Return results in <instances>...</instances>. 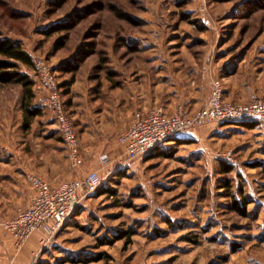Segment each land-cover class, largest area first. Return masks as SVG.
<instances>
[{"label": "rangeland", "instance_id": "rangeland-1", "mask_svg": "<svg viewBox=\"0 0 264 264\" xmlns=\"http://www.w3.org/2000/svg\"><path fill=\"white\" fill-rule=\"evenodd\" d=\"M0 34L55 71L79 139L88 124L101 120L113 126L127 85L134 102H141L147 59L197 62L221 52L223 63L243 54L246 63L257 61V98L223 101H264V0H0ZM73 63L74 72L63 71ZM20 71L34 81L31 105L41 116L25 127L21 86L0 85V144L13 150L21 142L30 153L32 140L51 136L59 166L53 179L64 185L68 175L69 183L84 165L73 168L67 161L33 66ZM209 74L195 83L198 110L215 80L208 82ZM188 132L192 140L131 163L124 161L116 138L84 137L91 148L85 156L80 150L82 160L97 164L102 193L80 203L34 263L264 264V125L212 123ZM221 152H231L230 173H221L223 162L216 159ZM243 199L245 215L232 204ZM120 232H130L129 243L115 239ZM0 234L8 236L1 228Z\"/></svg>", "mask_w": 264, "mask_h": 264}, {"label": "crops", "instance_id": "crops-1", "mask_svg": "<svg viewBox=\"0 0 264 264\" xmlns=\"http://www.w3.org/2000/svg\"><path fill=\"white\" fill-rule=\"evenodd\" d=\"M191 45L187 44L186 46ZM171 47L175 48L174 46ZM219 55L220 57H218ZM222 57L223 53L217 52L214 55H203V58L197 62L187 58L173 60L170 58L147 59L145 61L147 69L140 76L144 84L141 102H134L133 88L127 85V99L124 105L117 106V113L114 114L111 120L113 126L107 128L103 124L105 122L99 120L88 124L83 135L81 133V138H78V141L82 154L85 156L88 149L91 148L89 147L91 141L90 144L86 143L89 140L86 141L87 139L84 137L88 138L89 136V139L92 137L102 142L114 140L115 138L117 140L118 136L127 128L130 117L136 112L147 115L160 107L164 114L171 115L177 106H181L185 114L197 111L198 108L196 107L200 103L196 100L195 94L198 91L195 83L199 79V75H205L207 71L210 73L208 82L213 79L222 80L223 99L225 101L235 103L257 98L254 87L257 83L258 70L255 68L257 61L246 63L244 61L245 55L242 54L239 57L228 58L222 63V59H220ZM241 74L242 78L240 80H229ZM218 77H221V79ZM208 97V95L205 97L200 108L204 107ZM106 123L108 122L106 121ZM50 137L46 135L32 140L33 147H31L30 153L22 148L21 142H17L18 144L14 145L13 150L0 144V221L12 219L18 209H24L30 204L34 190L27 180L28 175H34L52 186H61L59 181L55 183L53 179L55 169L58 171L59 168L57 163L55 164L56 158L54 155L58 148L54 149ZM192 139L190 132H184L164 142L148 157L156 156L169 147ZM116 146L120 147L118 144ZM121 149L120 147L119 151ZM122 156L124 159L123 150ZM83 165L78 177L93 172L97 168V164L88 163L86 165L85 160H83ZM68 177L67 175L64 184L69 180ZM41 239V234L31 235L21 250L17 252L14 250L12 239L9 236L4 237L0 234V264H9L10 261L13 264H35L34 258L40 253ZM41 256L45 257L46 253Z\"/></svg>", "mask_w": 264, "mask_h": 264}, {"label": "built area", "instance_id": "built-area-1", "mask_svg": "<svg viewBox=\"0 0 264 264\" xmlns=\"http://www.w3.org/2000/svg\"><path fill=\"white\" fill-rule=\"evenodd\" d=\"M33 71L46 96L68 161L73 168H79L83 160L78 136L61 99L55 72L40 59L33 62ZM222 96V83L214 80L205 106L191 114H185L181 106H177L171 115L164 114L160 107L147 115L134 113L127 128L117 138V143L123 150L124 161L131 163L144 159L164 142L201 125L252 122L264 125V101L231 104L224 102ZM216 159L229 164L232 162L231 152L217 153ZM99 160L104 162L106 157L101 156ZM27 180L34 190L30 204L24 209H18L12 219L0 222V228L12 239L17 252L36 233L42 235L40 252L51 245L68 219L76 213L80 203L95 194L102 184L101 177L95 171L56 187L34 175H28Z\"/></svg>", "mask_w": 264, "mask_h": 264}, {"label": "trees", "instance_id": "trees-1", "mask_svg": "<svg viewBox=\"0 0 264 264\" xmlns=\"http://www.w3.org/2000/svg\"><path fill=\"white\" fill-rule=\"evenodd\" d=\"M116 15L119 19H123L129 22L131 21L127 16L122 15L120 13H117ZM182 18L186 19L185 16H183ZM190 23H194V22H190ZM32 66H33L32 58L20 47V45L8 39L1 38V34H0V85L21 86L24 94L22 112H23V118L25 120V124H24L25 127L29 126L30 120L41 116V109L38 108L37 106L31 105V101L33 99L32 88L34 87V81L31 80L27 74L22 73L20 71V67L30 70ZM77 67H78L77 63H73V65L68 64V66L63 67V71H69L71 73L74 72L77 69ZM65 109H66V105H65ZM67 114L70 116V113H68V111ZM257 124L258 123L252 122V123H242L241 125H243L247 129H251ZM58 139L61 142L59 135H58ZM231 171H232L231 165L222 163L221 173L227 174L230 173ZM224 187L228 188L229 184L228 183L224 184ZM99 193H102V190H99ZM232 204L235 211L239 212L241 215H245L244 213V206L246 205L245 199H243L241 203H238L236 202V200H233ZM130 236H131L130 232L128 233L120 232L118 235L115 236V239H127V243H129ZM188 241L195 243V241L190 238H188ZM104 243L108 245L111 244V241ZM90 261L91 260L83 261V263L86 264Z\"/></svg>", "mask_w": 264, "mask_h": 264}]
</instances>
